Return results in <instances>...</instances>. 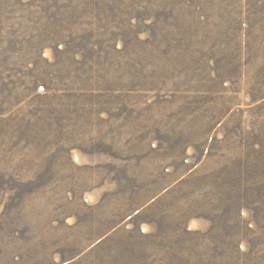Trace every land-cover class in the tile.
Instances as JSON below:
<instances>
[{"label":"rangeland","instance_id":"374dc122","mask_svg":"<svg viewBox=\"0 0 264 264\" xmlns=\"http://www.w3.org/2000/svg\"><path fill=\"white\" fill-rule=\"evenodd\" d=\"M0 264H264V0H0Z\"/></svg>","mask_w":264,"mask_h":264}]
</instances>
